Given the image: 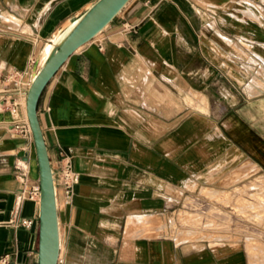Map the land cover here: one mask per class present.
<instances>
[{"label": "crops", "instance_id": "crops-1", "mask_svg": "<svg viewBox=\"0 0 264 264\" xmlns=\"http://www.w3.org/2000/svg\"><path fill=\"white\" fill-rule=\"evenodd\" d=\"M97 1L0 0V74L29 86ZM38 115L51 165L64 149L80 174L71 202L57 194L58 264H252L244 245L186 238L169 218L195 184L264 168V0H130ZM16 121L0 106V264H39L38 159Z\"/></svg>", "mask_w": 264, "mask_h": 264}, {"label": "rangeland", "instance_id": "rangeland-1", "mask_svg": "<svg viewBox=\"0 0 264 264\" xmlns=\"http://www.w3.org/2000/svg\"><path fill=\"white\" fill-rule=\"evenodd\" d=\"M22 109L14 115L17 119ZM220 177L186 192L169 218L175 232L190 239L239 243L252 264H264V168L251 164Z\"/></svg>", "mask_w": 264, "mask_h": 264}, {"label": "water", "instance_id": "water-1", "mask_svg": "<svg viewBox=\"0 0 264 264\" xmlns=\"http://www.w3.org/2000/svg\"><path fill=\"white\" fill-rule=\"evenodd\" d=\"M129 1L98 0L95 2L66 36L55 44L27 91L26 111L39 166V264H58L61 248L57 194L52 165L39 121V100L47 84L67 59L102 32Z\"/></svg>", "mask_w": 264, "mask_h": 264}, {"label": "built area", "instance_id": "built-area-1", "mask_svg": "<svg viewBox=\"0 0 264 264\" xmlns=\"http://www.w3.org/2000/svg\"><path fill=\"white\" fill-rule=\"evenodd\" d=\"M25 86H28V83L25 80L24 73L21 71H13L6 76L0 74V106L17 116L25 100L27 91L24 88ZM15 96L21 97L22 102H18L14 98ZM16 122V128H18L21 133H31L28 121L24 116L17 119ZM52 170L56 194H61L66 203L71 202L74 187L80 181V174L74 168L72 157L64 149L59 152L57 162L52 166ZM20 178L24 184L27 183L26 175H22ZM33 196H40L39 185L31 189V197ZM21 223L30 227L33 224V220L25 219L22 220Z\"/></svg>", "mask_w": 264, "mask_h": 264}, {"label": "bare ground", "instance_id": "bare-ground-1", "mask_svg": "<svg viewBox=\"0 0 264 264\" xmlns=\"http://www.w3.org/2000/svg\"><path fill=\"white\" fill-rule=\"evenodd\" d=\"M75 25V23L74 24H71L61 35H60V37L58 38V42H60L65 36H66V34L73 28V26ZM51 51L52 50H47L46 51V53H45V55H44V58H43V60H42V64H41V66H40V68L42 67V65L44 64V62L47 60V58H48V56L50 55V53H51ZM40 68H39V70H40ZM38 70V71H39ZM38 71L36 72V73H34L33 74V76H32V79L29 81V86H28V89H29V87H30V85L32 84V81L35 79V77H36V75H37V73H38ZM28 89H27V91H28ZM27 91H26V95H27ZM23 115H24V117L27 119V121H28V116H27V111H26V96H25V101H24V103H23ZM28 124H29V121H28ZM29 127H30V125H29ZM31 130V129H30ZM262 248V247H261ZM263 250V249H262Z\"/></svg>", "mask_w": 264, "mask_h": 264}]
</instances>
